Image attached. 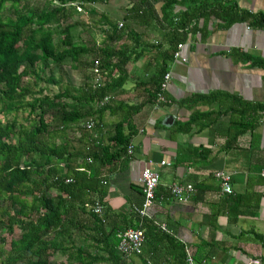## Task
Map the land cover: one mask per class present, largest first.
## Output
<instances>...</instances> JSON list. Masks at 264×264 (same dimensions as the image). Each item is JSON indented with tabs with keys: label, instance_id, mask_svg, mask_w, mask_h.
I'll use <instances>...</instances> for the list:
<instances>
[{
	"label": "trees",
	"instance_id": "obj_1",
	"mask_svg": "<svg viewBox=\"0 0 264 264\" xmlns=\"http://www.w3.org/2000/svg\"><path fill=\"white\" fill-rule=\"evenodd\" d=\"M30 1L0 0V101L3 102L0 113L5 108L27 112L24 123L17 122L16 118L0 122V264H65L53 262L51 258L55 254L64 257L67 264H127L132 256L126 260L117 249L119 227H112L104 212L98 216L90 209L95 199H84L86 192L94 189L91 179L95 165L100 167L116 160L121 163L118 169L127 165L131 136L122 132L124 120L111 125L112 131H108L110 135L106 139L102 134L96 137L98 145L82 150L70 149L65 132L71 128L84 131L85 121L93 117L97 122L89 135L96 139L93 133H97L103 114L119 109L115 100L129 78L128 65L140 55L127 44L116 49L112 43L104 42L105 39L99 43L94 35H85L86 31L74 33L79 23L70 21L73 12L86 8V4L96 5L107 0H46L40 7ZM131 3L127 15L123 16L124 23L133 20L142 28L152 23H166L169 27L164 49L160 42L148 43L160 52V61L153 76L137 82V86L148 85L145 103L155 104L158 95L164 93L161 82L177 44L183 43L190 32L199 31L200 18L213 17L222 26L246 22L251 27L264 29L263 11L240 8L230 0H162L158 7L148 0ZM177 4L184 5V10L176 11ZM92 13L107 25L103 29L107 41L122 38L125 33L126 37L133 36V41H139L137 33L123 22L121 27L110 23L96 7L89 8V14ZM48 38L53 39L52 43L47 42ZM242 56L264 68L262 59L247 53ZM67 58L77 69L91 70L96 62L106 72L105 83L94 89L90 71L91 79L88 81L86 75L85 81L72 90L73 87L63 85L62 72L57 76H42L41 72L49 65L61 67ZM41 82L59 85V90L46 93ZM107 95L108 102L101 104ZM232 100L242 104L234 97ZM197 101L190 98L186 105H195ZM138 105L129 108L137 111ZM241 107L238 123L244 124L243 129L255 127L264 112V102ZM48 113H51L49 122ZM197 116L198 113L191 116L192 120L174 125L184 130V126H192ZM56 138L61 142L56 144L53 141ZM79 157L85 162L77 163ZM51 187L57 190L55 195L49 194ZM86 211L93 218L88 234L92 243L88 246L78 245L75 240L85 230L79 217ZM136 219L131 227L144 229L146 250L152 252L150 257L153 255V259L159 260L167 257L168 264H186L182 242L157 229L150 221ZM257 236L264 245L263 234ZM134 256L148 264L143 255Z\"/></svg>",
	"mask_w": 264,
	"mask_h": 264
},
{
	"label": "crops",
	"instance_id": "obj_2",
	"mask_svg": "<svg viewBox=\"0 0 264 264\" xmlns=\"http://www.w3.org/2000/svg\"><path fill=\"white\" fill-rule=\"evenodd\" d=\"M108 1L100 3L102 6L98 4L97 11L108 18L116 17L110 23L123 22L137 33L139 41H133V36L126 37L127 33L113 41H107V37L102 41L112 43L116 49L127 44L140 56L128 65L129 78L115 100L119 109L103 114L93 136L102 134L106 139L110 135L108 131H112L111 125L123 119L122 132L131 136L133 150L128 154L125 168L118 169L119 160L100 167L95 165L91 179L94 189L88 190L84 199L99 198L112 227L130 228L136 223V217L140 218L136 208L143 201L141 170L150 163L160 178L155 202L147 209L148 217L144 220L153 225L154 221L164 223L166 229L160 230L182 242L185 255L187 250L198 264H253L252 260L264 264V245L257 236L259 233L264 236V181L260 176L264 169V112L255 127L243 129L244 124L238 123L241 105L264 102V68L242 56L247 53L264 61V29L251 27L246 22L222 26L213 17L200 18L199 31L190 32L180 49L185 61L173 59L168 63L170 79L163 93L167 104L157 106L145 103L148 85L137 86V82L156 72L160 52L148 43L160 42L164 49L167 25L152 23L142 28L133 20L124 23L123 16L127 15L132 0L116 2V5ZM148 1L158 7L162 0ZM230 1L243 9L264 12V0ZM87 5L84 9L90 7ZM119 5L124 10H119ZM184 8L177 4L175 10ZM117 10L121 11L120 16H114ZM128 81L132 83L130 86ZM190 98L198 100L197 103L186 105ZM136 104H139L137 111H132L129 106ZM196 113L198 116L191 127L184 126L182 130L174 125L192 120L191 116ZM169 117L172 120L167 124ZM65 138L71 150H82L92 147V141L99 142L98 138H91L88 129L71 128L65 132ZM53 141L61 142L60 138ZM161 160L170 165H161ZM81 162L85 160L79 157L77 163ZM217 170L231 173V193L222 192L214 177ZM171 183L192 184L194 191L188 199L174 198L167 189ZM56 193L51 187L49 194ZM79 218L85 233L75 238L76 243L91 245L88 234L93 218L87 211L81 212ZM146 247L145 243V251ZM145 251L148 264L153 260L155 264H168L167 257L153 259L152 252ZM137 260L142 261L132 256L127 264H138Z\"/></svg>",
	"mask_w": 264,
	"mask_h": 264
},
{
	"label": "built area",
	"instance_id": "obj_3",
	"mask_svg": "<svg viewBox=\"0 0 264 264\" xmlns=\"http://www.w3.org/2000/svg\"><path fill=\"white\" fill-rule=\"evenodd\" d=\"M122 26V22L118 23V27ZM169 27L164 29V31H168ZM183 43H178L177 47L173 53V59H181L182 61H185V59L181 56L180 49L182 48ZM98 68L97 63L93 65L91 68L92 72V87L94 89L98 88L99 86H102L105 83V71ZM170 79V72L167 71L164 74L163 80L161 82V92H163L167 86V83ZM109 97L108 95L104 97L101 104L108 102ZM166 103V99L163 95V93H160L158 97L156 98L155 105L160 106ZM96 123L95 118H89L84 123V127L88 129L89 131L94 127ZM95 136V135H94ZM93 136V137H94ZM98 144V141H92V147ZM91 147L90 145L87 147ZM133 144L129 142L127 146V153H132ZM161 165H170L169 162H166L165 160L160 161ZM260 176L263 178L264 181V169L260 171ZM214 177L219 181V184L221 186V190L223 193H231L232 192V175L231 173H228L224 170H217L214 172ZM159 172L155 170L150 163L145 165L143 169L141 170V187H142V194H143V201L141 203V206L136 208V212L138 213L140 218L148 217L147 215V209L152 207L155 202V196H156V189L159 184ZM68 181V180H67ZM168 192L170 195L174 198L178 199H188L190 195L194 191V187L192 184H181V183H171L167 186ZM90 209L97 214L98 216H101L103 213V205L99 200L95 199L92 204H90ZM154 225L162 230L166 229V225L161 222H153ZM118 237V243H117V249L121 252L124 259H129L131 256L134 255H143L146 256L144 253V245H145V233L144 229L140 227H130L126 228L124 230H119L117 232ZM186 264H198L194 256L186 250V256H185ZM253 264H258L257 260L251 261Z\"/></svg>",
	"mask_w": 264,
	"mask_h": 264
},
{
	"label": "rangeland",
	"instance_id": "obj_4",
	"mask_svg": "<svg viewBox=\"0 0 264 264\" xmlns=\"http://www.w3.org/2000/svg\"><path fill=\"white\" fill-rule=\"evenodd\" d=\"M44 1H46V0H31L30 4H32V5L36 6V7H40V6H42L44 4ZM121 1H123V0H109L108 2L111 3V4L116 5V2L118 4H120ZM87 6H90L89 8H95V6H96V8H98L97 6H99V5L96 4L94 6V4H92V5L88 4ZM100 6H102V5L100 4ZM123 7H124L123 5L122 6L119 5L118 9L119 10H124ZM88 9H81L77 13L73 12V14H72V16L70 18V21L71 22L77 21L79 23V26H77L76 32H74V33L77 34L78 32H85L86 31L85 35H88V34L94 35L96 40L101 42L102 39H104L106 33L103 32L100 29V27L105 29V25H104L105 22H103V20L99 19L100 17L97 14H93V13L89 14V10ZM6 10H7V14L8 15H10L11 17H14V16H12V14L9 12L8 9H6ZM120 12L117 10V12L114 14V16H117ZM120 15L121 14H119V16ZM109 19H110V22L114 23V19H116V17L115 18H113V17L110 18L109 17ZM99 20H101V21H99ZM97 22H98V24H96ZM106 28H107V26H106ZM43 39L45 40V37ZM52 40L53 39H51V41H50V39L48 38L47 42H49V44H50V43H52ZM61 64H62L61 67H59V66L57 67L56 65H53V64L49 65L48 68L44 69L41 72L42 76L45 77V78L48 77L50 74H52L53 76H55V75L57 76L58 73L62 72V74L64 76L63 85H65V86L67 85L69 87H73L72 88V90H73V89L77 88L83 81H85V76L86 75H88V76L90 75V71L91 70H89V68L88 69H83V68L82 69H77L76 67H74L75 63L72 60H70L69 58L65 59ZM59 70H61V71H59ZM89 78L91 79V77L89 76L87 78L88 81H89ZM40 84L42 86H45L46 90H44V92L49 93V94H53L54 92H57L59 90V85H56V84L46 83V82H41ZM131 84L132 83L128 81L127 85L130 86ZM2 105H3V102L0 101V108L2 107ZM5 106L7 107V105H5ZM26 113L27 112H24L22 110L14 112L11 109H6L5 108L0 113V122L4 123V122L11 121L13 118H16L17 122L24 123L26 121V116H25ZM47 115L48 116L46 118L48 119V122H49L50 118H51V113H48ZM26 124H28V123H26ZM28 199H31V197L28 196ZM0 204H1V202H0ZM3 246H4L3 248L6 249L7 246L6 245H3ZM51 260L53 262H56V263H60V261H64L65 264L68 263L67 260L64 257H62L61 255H59V254L53 255ZM137 263L138 264H142V261L140 262V260H137ZM131 264H133V263H131Z\"/></svg>",
	"mask_w": 264,
	"mask_h": 264
},
{
	"label": "water",
	"instance_id": "obj_5",
	"mask_svg": "<svg viewBox=\"0 0 264 264\" xmlns=\"http://www.w3.org/2000/svg\"><path fill=\"white\" fill-rule=\"evenodd\" d=\"M171 120H172L171 117L167 118V119H166V123L169 124Z\"/></svg>",
	"mask_w": 264,
	"mask_h": 264
}]
</instances>
